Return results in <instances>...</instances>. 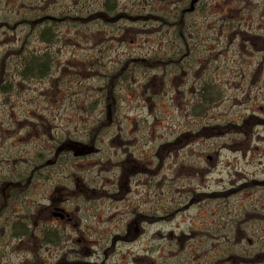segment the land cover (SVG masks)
I'll return each instance as SVG.
<instances>
[{"label":"rangeland","instance_id":"1","mask_svg":"<svg viewBox=\"0 0 264 264\" xmlns=\"http://www.w3.org/2000/svg\"><path fill=\"white\" fill-rule=\"evenodd\" d=\"M103 1L0 0V264L46 262L48 197L27 170L59 140L99 150L78 160L77 194L65 192L66 251H80L65 264H264V0H198L195 11L193 0H117L111 18L61 21ZM171 13L185 42L156 23ZM44 26L55 44L41 96L13 70L50 49ZM210 84L220 99L196 106ZM12 175L28 217L16 240L22 221L5 225Z\"/></svg>","mask_w":264,"mask_h":264},{"label":"flooded vegetation","instance_id":"2","mask_svg":"<svg viewBox=\"0 0 264 264\" xmlns=\"http://www.w3.org/2000/svg\"><path fill=\"white\" fill-rule=\"evenodd\" d=\"M42 94H45V92ZM108 100H110V98H108ZM114 103L115 102L111 103V105ZM44 125L45 124L42 123V127H44ZM45 147L47 149L48 158H31L29 161L27 170L29 173L28 184H32L34 180L42 178L44 183L43 193L45 202L48 197V202L42 205L43 210L46 212V217H44L45 222L50 227L42 237L44 251L47 254L45 264H51L48 260L52 257L56 259L53 264H65V256L70 255L72 257L74 256V258H78L80 255V251L79 254H74L71 250L66 251L68 247L65 240L66 226L75 222V216L69 210V201H65V192L67 190L73 192V195H76L77 190H80L82 181L80 171L76 170L78 168L81 169L78 160H87L89 158H64V154H66V144L61 140L57 142L47 141L45 142ZM11 163L13 164V160H11ZM118 163L119 162L112 166V174L118 172L120 169L119 167L121 166H117ZM122 164L126 163L123 162ZM53 178H57V180L54 181ZM77 181H79V185L76 184ZM10 185V200L7 199V201H9V207L11 206L9 209L11 216L5 217L6 226L12 225V219H24L26 221L28 219L27 210L24 211V209H22L18 214L17 208L13 205V203L17 201L16 193L18 189L14 187L13 180H11ZM27 188L26 186L25 189ZM56 194H58L57 197ZM55 228L57 234L52 237L51 233L54 232ZM13 236L14 234L11 237L13 238ZM82 243L86 244V242H79V244ZM73 262L75 264H92L91 262L81 263L79 260Z\"/></svg>","mask_w":264,"mask_h":264},{"label":"trees","instance_id":"3","mask_svg":"<svg viewBox=\"0 0 264 264\" xmlns=\"http://www.w3.org/2000/svg\"><path fill=\"white\" fill-rule=\"evenodd\" d=\"M42 7V6H41ZM117 8H119L117 0H104L102 2V4H99V7L97 8L96 13L94 14H90L91 17H83L82 15H80L81 13H77V12H73V15H71V12L65 11L63 13H61V17H63V19L61 21H66L69 20L71 22H75V23H83L86 22L89 19H108L113 17L116 13H117ZM29 12V11H28ZM162 20H166L163 21L165 24L167 23H171V18L170 17H163ZM40 35V39L42 41L43 44L48 45L47 51L45 53L42 54H32L29 59L27 64L25 65V73L23 74L24 77H28L29 75L32 76H37L39 78L45 76L46 72L50 69V64L48 61L50 59V55L52 50L51 48L54 46L55 44V33L54 30L52 28V26H44V28L42 29L41 32H39ZM10 84L12 83V81L9 79ZM9 82L7 81L6 86L3 87V92H8L11 89V86L9 84ZM215 87L212 84H210L208 87L203 88V92L205 94V92H207V96H203V104L199 107H203L207 102L210 103H215L220 99V93L216 92V96L215 98L213 97V92L211 91V89ZM55 91H57L55 94L58 93L57 88L55 89ZM49 93V92H48ZM48 110V109H45ZM41 117H44L43 115H41ZM19 176H23V177H27V175L21 173L18 175ZM16 179L15 184L19 185V183H21L23 180L21 178H16L12 176L11 178ZM1 183V182H0ZM20 186V185H19ZM18 195H16V199H18ZM9 199V197L7 198ZM10 200V199H9ZM9 202V201H8ZM12 226V225H11ZM23 227L22 224L17 223L14 226V230H15V235L18 237L20 232L19 230ZM22 235V234H21Z\"/></svg>","mask_w":264,"mask_h":264}]
</instances>
